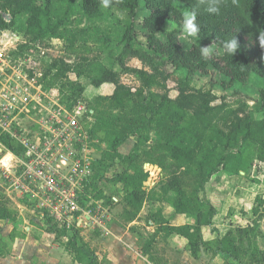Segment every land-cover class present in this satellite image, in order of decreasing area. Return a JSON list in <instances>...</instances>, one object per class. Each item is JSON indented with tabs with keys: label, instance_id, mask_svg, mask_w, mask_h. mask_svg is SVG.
Returning a JSON list of instances; mask_svg holds the SVG:
<instances>
[{
	"label": "trees",
	"instance_id": "1",
	"mask_svg": "<svg viewBox=\"0 0 264 264\" xmlns=\"http://www.w3.org/2000/svg\"><path fill=\"white\" fill-rule=\"evenodd\" d=\"M210 3L211 0H110L105 8L101 0H47L44 7L38 5L37 0H0V29L11 28L17 18L22 17L26 19V32L29 34L95 43L105 41L107 36L102 38L98 34L104 35L106 29H111L110 35L119 38L117 45L121 51L117 63L121 71L137 75L143 86L123 83L114 67L87 56L74 62L52 58L48 69L52 74V84L73 91L84 89L79 80L69 79L70 74H75L78 79L87 78L95 87L112 83L114 91L108 97L120 108L126 107L131 99L143 96L147 89L151 103L145 110L151 118H157L162 134L158 148L164 150L172 161L168 178L162 186L164 197L172 195L169 203L175 212L194 219V223L181 225H173L166 220L165 232L168 236L183 238L194 258L200 256L202 250L210 252L215 247L220 252L238 257L240 245L245 238L254 236L252 232L255 229L239 227L221 237L206 239L203 228L213 225L217 210L211 202L202 200L199 193L221 169L233 175L264 166V118L254 116V112H264V87L253 105L243 96L234 102H218L213 92L215 86L228 89L236 84H245L253 74L264 79V47L260 44L264 33V0H221L218 14L208 11ZM115 8L128 12L127 23H109L102 30L94 24L106 19ZM186 11L196 13L199 27L197 42L185 47L180 39V29L170 31L167 39L161 40L159 35L164 25L170 21L183 22ZM4 13L11 16V21H7ZM74 17L86 18L93 24L86 28H68ZM92 28L94 32L90 34ZM233 38L238 41V48L235 54H228L223 44ZM202 45L213 47V54L208 58L201 55ZM129 58H139L150 66L151 71L128 66L126 60ZM169 66L173 70H169ZM182 68L210 76L209 88L189 91L179 86V94L175 98L167 93L150 91L153 87L167 91L173 73ZM217 75L223 78L219 79ZM89 132L92 138L98 137L96 124L89 128ZM135 133L133 127L128 128L123 136L117 135L113 139L111 146L119 157L130 163L138 156L123 155L118 149ZM4 142L18 152L19 148L8 137H4ZM100 167L101 159H98L94 162L93 177ZM137 176H140L137 179L140 182L131 183L123 197L130 222L135 220L146 201L140 185L148 173ZM3 204L0 201V218L8 216ZM257 210L253 207L255 214ZM159 212L162 214L161 210ZM262 217L264 213L259 220ZM259 220L256 223L259 224ZM46 229L61 235L67 232L50 224ZM77 241L74 234L66 244V250L74 260L97 264L94 254ZM252 249V255L258 256L262 264L264 249L256 244L255 236Z\"/></svg>",
	"mask_w": 264,
	"mask_h": 264
},
{
	"label": "rangeland",
	"instance_id": "2",
	"mask_svg": "<svg viewBox=\"0 0 264 264\" xmlns=\"http://www.w3.org/2000/svg\"><path fill=\"white\" fill-rule=\"evenodd\" d=\"M46 1L37 0V4L44 7ZM7 15L4 13L6 19ZM128 19L127 11L115 8L106 19L94 24L100 26L102 30L106 29L109 23L125 24ZM25 20V18L19 17L11 28L3 29L7 31L8 35H17L21 39L16 49H11V51L16 50V52L12 53L10 58H7V63L16 70L22 69V73L29 77L34 76V73L38 74L37 92L40 95L39 103L47 104L51 92L60 104L69 109L80 103L93 111L90 114L92 118L88 120L87 127L91 128L96 124L98 137H91L88 141V147L92 150L94 162L101 159V167L98 168L94 177L92 176L89 180V193L92 192L99 196L101 192L102 195L99 197L105 199V211L103 212L106 215L110 214V221H107L104 229L84 227L76 230L75 227L64 235L58 234L55 230L46 229L53 235L54 242L66 248L68 240L76 234L77 242L94 254L97 264H212L211 260L214 257H221L220 264H260L261 261L258 256H253L251 252L254 236L256 244L264 249V246H262L264 245V224H262L264 217L259 220V216L264 213V204H261V202H264V195H259V201L255 202V207L258 209V213L255 214L253 208L247 206L239 198L242 189L236 183H234L235 185H233L231 191H228L232 203L225 221L227 225L225 228L226 233L239 227L246 228L250 226L255 229V232H252L254 236L245 238L244 243L240 245L241 249L238 257L220 252L215 247L210 252L202 250L206 254L202 252L200 256L194 258L185 245L183 246L177 239L168 236L165 232L166 220L169 216L171 217L174 210L169 203V199L173 196L169 195L165 198L162 186L168 178L172 161L164 150L158 148V144L162 142V134L157 118H151L150 113L145 110L151 103L147 89L143 96L131 99L126 107L120 108L115 106L108 95L94 96L92 92L95 90V86L85 77L78 79L75 74L69 75L70 80L81 82L84 88L82 90L73 91L52 84V74L48 70L52 58H64L74 62L87 56L90 59L100 60L110 68L114 67L119 71L123 83L134 87L143 86L142 80L137 75L121 71L122 68L117 63L121 51V47L117 45L119 38L110 35L111 29H106L104 35L98 34L102 38L107 36L105 41L95 43L79 40L71 42L68 39H54L29 34L26 32ZM7 21H11V18ZM92 24L86 18L74 17L68 24V28H86L92 26ZM182 25L183 22H167L163 27V32L159 35L160 39L166 40L167 34L176 29L181 30L182 37L184 35ZM170 26L174 27L170 28ZM92 32H94L93 28L90 30V34ZM182 41L184 46L188 48L197 42V38L189 37ZM11 51L8 52V56ZM126 64L130 67L151 71L150 66L145 65L139 58H129L126 60ZM168 68L173 70L171 66ZM217 78L222 79L223 76L217 75ZM210 81V76L193 73L188 68H182L173 73L168 81L167 91L157 87H153L150 91L167 93L171 98H175L179 94V86L185 87L189 91H200L208 89ZM262 87H264V79L253 74L245 84H236L228 89L215 86L213 92L218 97V102L221 100L234 102L238 97L243 96L250 105H253L259 99ZM107 92L105 91L104 94H107ZM34 103L38 105V102ZM254 116L258 119L264 118V112H254ZM130 127H133L136 131L135 135L130 138L135 146L128 153L138 156L132 161L133 163L123 160L117 155V151H113L111 147L113 139L117 135L123 136ZM13 144L17 146V144ZM223 171L224 169H221L219 172ZM146 172L148 176L140 185L145 193L146 201L143 208L137 212L135 220L130 222L127 220L128 214L125 213L123 197L131 183L140 182V180H137L140 176L137 175ZM227 175L231 179L232 177L237 179L241 173L233 175L227 173ZM244 177L246 179L244 184L242 183L243 185L254 187L258 183L264 184V166L262 169L261 167L251 168L245 173ZM223 183L227 186V179H224ZM206 187L207 184L205 189L199 193V196L202 200L208 202H210L209 196L217 195L218 188L220 191H227L223 186L218 188L212 186L211 191L207 190ZM218 196L221 197V194L218 193ZM222 196L227 198V193H223ZM113 197H117L119 202L115 203ZM0 201L1 203L5 202L1 188ZM159 210L162 214L158 213ZM258 220L259 224L256 223ZM46 227L47 224H45V227L43 226L44 229ZM217 236L221 237L222 233ZM263 262L262 264H264Z\"/></svg>",
	"mask_w": 264,
	"mask_h": 264
},
{
	"label": "built area",
	"instance_id": "3",
	"mask_svg": "<svg viewBox=\"0 0 264 264\" xmlns=\"http://www.w3.org/2000/svg\"><path fill=\"white\" fill-rule=\"evenodd\" d=\"M20 40L0 29V187L35 209L47 225L67 232L104 229L110 220L103 212L105 199L89 193L94 159L87 126L93 111L80 103L69 109L51 92L47 104L39 103L38 74L29 77L7 63Z\"/></svg>",
	"mask_w": 264,
	"mask_h": 264
},
{
	"label": "crops",
	"instance_id": "4",
	"mask_svg": "<svg viewBox=\"0 0 264 264\" xmlns=\"http://www.w3.org/2000/svg\"><path fill=\"white\" fill-rule=\"evenodd\" d=\"M94 89L92 92L94 96L111 95L114 91V84L104 83L99 87H94ZM105 91H108L107 94H104ZM134 146V142L128 139L120 146L119 151L126 155ZM240 173L241 175H238L237 179L233 177L231 179L225 171L219 172L213 175L207 183L206 189L209 191L212 190V186L217 187L218 184H220L218 187L223 186L227 191H220L217 187V195L209 196V200L216 208L217 213L213 220L214 225L203 228L206 239L216 237L219 233H222V236L225 235L227 231L225 230L227 226L225 221L232 203L228 191H231L233 185H235L234 183L242 189L240 190L241 196L239 198L250 208L255 207L256 198L259 195H264V184L258 183L254 187L243 185L246 179L244 177L245 172L242 171ZM225 176L227 177L224 178ZM224 179H227V186L223 183ZM2 190L5 200L3 206L7 208L8 216L0 218V264H85L75 261L66 248L54 242L53 235L46 228H43V226L45 227V223L41 220L35 209L24 203L19 197H11L4 189ZM218 193L221 194V197L218 196ZM223 193H227V198L222 196ZM167 219L173 225H181L188 222L194 223V219L177 214L175 210L171 217L169 216ZM262 224H264V219L262 220ZM172 236L183 246L185 245L183 238L177 235ZM202 252L206 254L204 251ZM220 258L214 257L211 260L212 264L219 263Z\"/></svg>",
	"mask_w": 264,
	"mask_h": 264
},
{
	"label": "clouds",
	"instance_id": "5",
	"mask_svg": "<svg viewBox=\"0 0 264 264\" xmlns=\"http://www.w3.org/2000/svg\"><path fill=\"white\" fill-rule=\"evenodd\" d=\"M203 2V0H202ZM102 6L107 8L109 6L110 0H101ZM221 4V0H211L210 6L208 7V11L211 13H219ZM174 27V26H170ZM182 31L184 35L180 38L181 40H186L189 37L195 38L198 35L199 27L196 23V13L194 11H186L183 13V25ZM260 44L264 47V33L261 34ZM224 49L227 51L228 54H235L238 48V41L233 39L225 40L223 44ZM201 55L204 58H208L210 55L213 54V47L212 46H204L202 45L200 48Z\"/></svg>",
	"mask_w": 264,
	"mask_h": 264
},
{
	"label": "water",
	"instance_id": "6",
	"mask_svg": "<svg viewBox=\"0 0 264 264\" xmlns=\"http://www.w3.org/2000/svg\"><path fill=\"white\" fill-rule=\"evenodd\" d=\"M7 16H8L7 19L9 20L11 18V16L10 15H7Z\"/></svg>",
	"mask_w": 264,
	"mask_h": 264
}]
</instances>
